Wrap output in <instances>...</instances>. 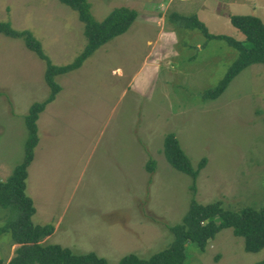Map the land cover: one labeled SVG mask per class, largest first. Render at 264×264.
Masks as SVG:
<instances>
[{
  "label": "rangeland",
  "instance_id": "obj_1",
  "mask_svg": "<svg viewBox=\"0 0 264 264\" xmlns=\"http://www.w3.org/2000/svg\"><path fill=\"white\" fill-rule=\"evenodd\" d=\"M98 23L120 7L138 12L131 30L57 78L63 90L38 123L40 145L26 193L39 212L35 226L59 225L47 245L108 264L130 255L149 259L170 249L194 200L242 212L264 208V65L242 73L216 101L205 100L239 59L227 42L211 41L183 19L198 18L211 35L245 42L234 15L264 21V0H88ZM0 22L31 32L58 67L84 52L85 26L59 0H0ZM47 63L22 40L0 35V178L26 155L29 110L51 95ZM175 134L195 168L194 179L167 161L164 141ZM155 170H147L149 160ZM6 173V174H5ZM5 174V175H4ZM196 185V190L194 189ZM9 219L0 206V229ZM17 247L0 234V262ZM233 230L201 253L188 246L187 264H261Z\"/></svg>",
  "mask_w": 264,
  "mask_h": 264
},
{
  "label": "trees",
  "instance_id": "obj_2",
  "mask_svg": "<svg viewBox=\"0 0 264 264\" xmlns=\"http://www.w3.org/2000/svg\"><path fill=\"white\" fill-rule=\"evenodd\" d=\"M59 1L74 9L79 15L80 22L85 26L84 36L87 46L72 65L55 66L45 54L41 42L31 32L16 31L10 23L0 22V35L9 39L22 40L29 51L47 63L46 82L52 91L46 101L36 103L29 110L26 118L29 139L24 161L13 170L6 181L0 180V206L9 215L6 225L0 229V234L11 235L12 244L17 247L7 264H108L106 259L99 258L96 254L80 256L62 246L46 244V241L56 233V228L53 225L44 227L34 225L33 218L37 210L34 200L26 193V181L28 168L34 162L35 149L39 144L40 116L63 90L57 78L81 69L99 49L126 35L137 21L138 12L128 7L116 8L106 20L98 23L91 14L88 0ZM183 22L190 30L201 31L208 40L227 42L240 54L226 79L218 88L207 93L205 100H218L242 73L253 66L264 65V21L258 16L234 15L231 19L234 28L246 37L245 42L227 36L211 35L206 25L198 18L183 19ZM163 152L174 168L190 175L197 183L201 171L207 165V159H202L199 166L195 168L175 134L166 137ZM155 166L154 160L151 159L147 163V170L153 173ZM194 189L196 190V185ZM225 230H233L236 237L245 241V250L248 254L262 252L264 250V208L260 211L246 209L238 213L225 210L222 202L202 205L194 200L184 223L170 228L175 236L170 249L149 259L130 255L123 258L119 264H187L190 244L197 245L198 250L205 253L209 245ZM0 264L5 263L0 262Z\"/></svg>",
  "mask_w": 264,
  "mask_h": 264
},
{
  "label": "crops",
  "instance_id": "obj_3",
  "mask_svg": "<svg viewBox=\"0 0 264 264\" xmlns=\"http://www.w3.org/2000/svg\"><path fill=\"white\" fill-rule=\"evenodd\" d=\"M57 97H58V96H57ZM56 99H57V98H56ZM55 101H56V100H55ZM55 101H54V102H55ZM52 103H53V102H52ZM52 103H50V104H52ZM50 104H49V105H50ZM49 105H48V106H49ZM48 106H47V107H48ZM46 110H47V108H46ZM46 110H45V111H46ZM45 111H44V113H45ZM44 113H43V114H44ZM43 114H42V115H43ZM42 115H41V116H42ZM41 116H40V119H41ZM40 119H39V121H40ZM39 121H38V123H39ZM38 130H39V126H38ZM39 145H40V138H39V144H38L37 148L39 147ZM37 148H36V149H37ZM36 149H35V159H36ZM35 159H34V161H35ZM33 163H34V162H33ZM33 163H32V164H33ZM31 166H32V165H31ZM31 166H29V167H31ZM28 169H29V168H28ZM12 173H13V172H12ZM5 174H6V173H5ZM5 174H4V175H5ZM9 174H10V173L7 174V179L11 176V175L9 176ZM28 177H29V172H28ZM0 180H1V181H5V180H2L1 178H0ZM27 180H28V178H27ZM26 184H27V181H26ZM26 190H27V188H26ZM31 198H32V197H31ZM32 199H33V198H32ZM35 206H36V205H35ZM36 210H37V209H36ZM38 214H39V212L37 211L36 216H37ZM47 226H48V225H47ZM43 227H44V226H43ZM58 230H59V225L56 227V233H57ZM56 233H55V234H56ZM55 234H54V236H55ZM54 236H53V237H54ZM53 237H52V238H53ZM52 238H50L49 240H51ZM49 240L46 241V244H47V242H49ZM66 249H67V248H66Z\"/></svg>",
  "mask_w": 264,
  "mask_h": 264
}]
</instances>
